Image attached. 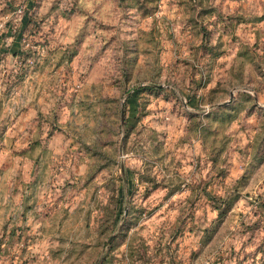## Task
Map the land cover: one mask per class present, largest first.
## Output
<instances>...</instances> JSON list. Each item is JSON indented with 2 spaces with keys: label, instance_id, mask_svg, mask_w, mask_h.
Here are the masks:
<instances>
[{
  "label": "rangeland",
  "instance_id": "rangeland-1",
  "mask_svg": "<svg viewBox=\"0 0 264 264\" xmlns=\"http://www.w3.org/2000/svg\"><path fill=\"white\" fill-rule=\"evenodd\" d=\"M0 264H264V0H0Z\"/></svg>",
  "mask_w": 264,
  "mask_h": 264
},
{
  "label": "trees",
  "instance_id": "trees-1",
  "mask_svg": "<svg viewBox=\"0 0 264 264\" xmlns=\"http://www.w3.org/2000/svg\"><path fill=\"white\" fill-rule=\"evenodd\" d=\"M219 202H221V204H216L215 206H213L214 210L216 211L217 221L221 219V217L226 213L229 207V201L220 199ZM205 231L208 232L209 229H206Z\"/></svg>",
  "mask_w": 264,
  "mask_h": 264
}]
</instances>
